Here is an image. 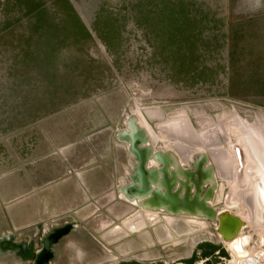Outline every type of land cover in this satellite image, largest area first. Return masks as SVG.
Returning <instances> with one entry per match:
<instances>
[{
  "label": "rangeland",
  "instance_id": "rangeland-1",
  "mask_svg": "<svg viewBox=\"0 0 264 264\" xmlns=\"http://www.w3.org/2000/svg\"><path fill=\"white\" fill-rule=\"evenodd\" d=\"M131 112L152 147L170 144L182 167L207 153L215 172L210 204L224 208L238 164L232 144L240 137L250 149L248 133L264 131V0H0V234L33 238L37 247V236L73 223L52 245V264H228L231 255L236 264L264 252L256 192L264 168L251 149L263 172L239 197L252 205L253 227L242 224L233 244L223 242L215 218L199 214L151 209L156 215L141 228L123 225L143 214L116 191L134 163L116 138ZM209 128L216 144L196 143ZM218 151L230 158L228 178ZM55 182L72 206L13 228V204L27 196L31 206L45 203ZM189 216L204 225L188 224ZM237 240L246 254L235 250ZM0 264L30 260L6 252Z\"/></svg>",
  "mask_w": 264,
  "mask_h": 264
},
{
  "label": "water",
  "instance_id": "water-1",
  "mask_svg": "<svg viewBox=\"0 0 264 264\" xmlns=\"http://www.w3.org/2000/svg\"><path fill=\"white\" fill-rule=\"evenodd\" d=\"M147 133L146 128L138 122L137 115L132 112L124 119V127L116 131V138L127 143V151L134 161L128 180L118 184L116 191L130 200H136L140 205L160 207L171 213L213 217L217 223L219 209L210 204L215 172L207 153L204 150L197 153L190 161L192 167H178L173 152L169 149H154L149 144ZM152 159L156 164H150ZM204 185L206 186L202 189ZM227 216L233 222L237 220L235 213L231 212ZM240 225L242 222L238 219L236 227ZM71 226V222H65L40 235L37 239L41 247L37 250H33V238L16 241L12 232H4L0 234V254L9 252L20 259L32 260L33 264H52V245ZM215 229L222 233L224 239L237 233L235 230L224 233L217 226Z\"/></svg>",
  "mask_w": 264,
  "mask_h": 264
},
{
  "label": "bare ground",
  "instance_id": "bare-ground-1",
  "mask_svg": "<svg viewBox=\"0 0 264 264\" xmlns=\"http://www.w3.org/2000/svg\"><path fill=\"white\" fill-rule=\"evenodd\" d=\"M138 122L141 125H143L144 128H146V132H147L148 131L147 126L143 123V121H140L138 119ZM183 125L179 124V128H178L179 130L178 129L177 130L180 132V135L182 137L183 136L184 137H190L188 139L192 141L195 136L193 134H191L192 132L190 131L191 129H189L188 125H187V127L186 126H183ZM217 126H219V129H220V132H221V124L220 125H217ZM223 127L225 128V125L224 124H223ZM209 129L210 130H205V131H201L200 133H197L196 135H199L200 138H197V136H196V140H194V141L196 142L198 140L196 143H199L200 144V141L202 140L203 143L200 144L201 146H203V145H205L207 143H210V144H213V145L216 144L217 137H216L215 133L213 131H211V128H209ZM173 130L174 131H177L175 129H173ZM242 131L245 132V130H242ZM246 131H248V130H246ZM218 132H219V130H218ZM256 132H257V134H256ZM263 132L264 131L262 130V128H259L255 132L254 131L251 132L258 139H255L256 137L253 138L250 133H248V136H247V141L249 143V147L251 149L252 155L256 158V160H257V162H259V164H261V162L264 163V152H261L258 149L259 148V144H260L261 148H263V150H264V133ZM147 135H148L149 144L152 145V141H151L152 139H151V135H150V132L149 131H148ZM207 138H210L211 140L210 139L207 140ZM257 140H259L260 143H258ZM219 146H222L226 150H228L223 145H219ZM231 147L235 151V155L234 156H236V159H237V163L238 164L236 163L237 166L235 168V174L233 175V177H232V179L230 181V184L228 186V193H227V195L225 197V203H226L225 204V207L222 208V209H220V210H218V212H217V217H218V222H219V225H218L217 228L221 229V231L224 232V233H231L234 230L235 231H238L239 227L241 226L240 225V226H237L236 227V222H237L238 219H240V221L242 222L243 225L246 224V226L249 227V228L250 227H253V221L254 220L253 219L251 220V218H252L251 216L253 215L252 205L249 206L248 204H246L244 198L243 197L240 198L239 195H240V193L241 194H243V193L250 194V192H251L250 191V185H251L250 180L252 179L254 182L255 181H258L259 178H261L262 172H263L257 165L254 164L253 157L251 155L250 149L248 148V146H246L245 143H243L242 138L237 137L235 143L232 144ZM166 149H169L170 151L173 150L172 149V146H170V144H168V146H167ZM228 151L230 152V150H228ZM214 152L215 151H213V153ZM173 155H174V161H175L176 165L178 167H180L181 166L180 159L177 157V155L174 152H173ZM216 158H217V161L218 162H220V160L222 159L221 160L222 162L218 163L219 164V172H220V175L222 174L226 178L228 175L227 176H225V175L228 174V171L230 170L228 168L229 167V164H230V158H228L227 155L224 152H222V151H220L219 153H217ZM153 163H154V160L152 159L150 161V164H153ZM229 176H232V175L230 174ZM260 181L257 184V189L261 186ZM258 185H259V187H258ZM257 189H256V192H257ZM261 192L262 191L260 190L259 193H258V198L260 199V201H263L264 202V198H262L260 196V193ZM118 193H119V191H118ZM119 195H120V197L122 199H124V200H126V201H128L130 203H133V204L139 206L143 210L142 216L139 215L140 213L138 212L133 217H130V218L126 219L123 222V225L125 227H127L129 230H131V227L133 229L134 228H141L145 224L146 221L153 220L154 216L156 215V212H154V211H157V212H162L163 211V209H161L160 207L150 208V207H148L145 204L140 205L139 202H137L136 200H130V199L122 196L121 193H119ZM251 195H252V193H251ZM253 195H254V193H253ZM253 198H254V196H253ZM227 199H228V201H227ZM246 201L249 202V203L250 202L252 203L253 202L252 201V197H250L249 199H246ZM230 207L235 210V212H233V213H235V215L237 217V220L235 219L236 221H234V222L232 221L231 218H229L227 216V215H229V213H231V211H229V208ZM151 209H154V211L151 210ZM237 209H240V210H237ZM181 213H183V212H181ZM187 216H188V214H187ZM164 217H165V220L167 221V223H170L172 221L170 216H166L164 214ZM185 221L188 222V224H191V225H194V224L195 225H199V226L204 225L202 220L195 219V218H193V216L185 217ZM262 225H263V223H262ZM73 226H74V224H73ZM257 226H259V225H257ZM119 229H120L119 227H115L111 231L116 232V230H119ZM262 231H264V229ZM113 232H111V233H113ZM219 233L222 235L221 232H219ZM240 233H241V231L237 232L236 234H234L229 239H224L222 237L223 242L226 245H228V246L231 245V244H233L234 243L233 240H235V238H237L238 235H240ZM261 233H263V232H261ZM238 239L239 240L241 239L240 236H239ZM236 245H237V247L234 246L235 250L239 251L240 254L243 253L244 250L242 249L243 246L242 247L240 246V241H238V243ZM259 250H261V249H259ZM244 254H246V252H244ZM249 254H250V256L247 259L246 258L245 259L244 258H241V259H239L236 262V264H244V263H248V264H264V252H262V251L259 252L258 251V252H252V253H249ZM231 256H232V258H231V260H230V262L228 264H234V262H235L236 256H233V255H231ZM255 259H257L258 261H256ZM241 260H243L245 262L243 263ZM177 264H183V263H180L179 262Z\"/></svg>",
  "mask_w": 264,
  "mask_h": 264
},
{
  "label": "crops",
  "instance_id": "crops-1",
  "mask_svg": "<svg viewBox=\"0 0 264 264\" xmlns=\"http://www.w3.org/2000/svg\"><path fill=\"white\" fill-rule=\"evenodd\" d=\"M71 180L74 181L73 184L76 187L75 190H78V182L74 180V178H72ZM60 182L61 183H57V185H59V187L61 188L62 181ZM54 184L52 185L54 186L52 187L54 188L52 189V192L48 191L49 193H47L46 197L44 196L46 198L44 199L45 203L42 200H40L39 201L40 204L37 207H34V205L32 206L29 205V202L32 201V197L30 196H27V197H30L29 199H26L27 197H25V199L23 198L18 199L17 200L18 202L13 204L14 207L12 209V214H11V221L14 222V225H12L13 228L15 225H17L19 229H23V227L31 224L32 222H36V221L31 220L35 216L36 217L34 220H36L37 217H40L42 215L47 214L46 216H49L57 211H60L64 208H68L72 206L71 204H66L67 202L64 197L66 191L65 190L63 191L57 188L56 182ZM30 189L33 190L32 187ZM37 228L38 227L36 226V229Z\"/></svg>",
  "mask_w": 264,
  "mask_h": 264
},
{
  "label": "flooded vegetation",
  "instance_id": "flooded-vegetation-1",
  "mask_svg": "<svg viewBox=\"0 0 264 264\" xmlns=\"http://www.w3.org/2000/svg\"><path fill=\"white\" fill-rule=\"evenodd\" d=\"M261 165H262V167L264 168V163L263 162H261ZM260 183H261V186L259 187V185H258V189H257V193H259V191L261 190L262 192L260 193V196L262 197V198H264V178L263 179H261V181H260ZM263 187V188H262ZM262 188V189H261ZM65 233H63L62 235H64ZM62 235H60V236H62ZM60 236L56 239V241L54 242V243H56L57 241H58V239L60 238ZM39 236H37V238H38ZM38 243H39V241H38ZM53 243V244H54ZM39 247H41V244L39 243L38 244V246L37 247H33V250H37ZM52 255H53V253H52ZM52 257L53 256H51V258H50V262H51V260H52ZM30 264H33L32 263V260H30Z\"/></svg>",
  "mask_w": 264,
  "mask_h": 264
},
{
  "label": "trees",
  "instance_id": "trees-1",
  "mask_svg": "<svg viewBox=\"0 0 264 264\" xmlns=\"http://www.w3.org/2000/svg\"><path fill=\"white\" fill-rule=\"evenodd\" d=\"M71 11V10H70ZM75 20V19H74ZM75 23H76V21H75ZM81 27V26H80ZM81 28H83V27H81ZM87 34V33H86Z\"/></svg>",
  "mask_w": 264,
  "mask_h": 264
}]
</instances>
